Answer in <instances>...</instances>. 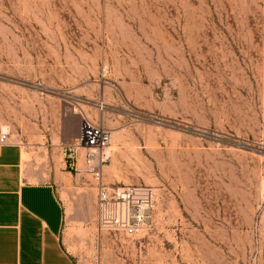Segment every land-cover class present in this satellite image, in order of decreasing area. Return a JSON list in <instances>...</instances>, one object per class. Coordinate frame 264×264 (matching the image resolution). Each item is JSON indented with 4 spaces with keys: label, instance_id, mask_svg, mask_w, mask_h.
Masks as SVG:
<instances>
[{
    "label": "rangeland",
    "instance_id": "rangeland-1",
    "mask_svg": "<svg viewBox=\"0 0 264 264\" xmlns=\"http://www.w3.org/2000/svg\"><path fill=\"white\" fill-rule=\"evenodd\" d=\"M84 122L111 136L96 175L60 167ZM3 127L64 146L34 177L72 216L97 177L155 188L138 264H264V0H0Z\"/></svg>",
    "mask_w": 264,
    "mask_h": 264
},
{
    "label": "crops",
    "instance_id": "crops-1",
    "mask_svg": "<svg viewBox=\"0 0 264 264\" xmlns=\"http://www.w3.org/2000/svg\"><path fill=\"white\" fill-rule=\"evenodd\" d=\"M62 148L13 141L0 149V264H138L135 241L109 246L105 238L94 240L95 213L70 215L54 184L34 177L32 152ZM66 162L60 167L70 168Z\"/></svg>",
    "mask_w": 264,
    "mask_h": 264
},
{
    "label": "built area",
    "instance_id": "built-area-1",
    "mask_svg": "<svg viewBox=\"0 0 264 264\" xmlns=\"http://www.w3.org/2000/svg\"><path fill=\"white\" fill-rule=\"evenodd\" d=\"M109 131L97 124L84 122L74 141L64 148L66 157L76 170L78 149H83L84 170L99 174L108 160ZM8 129L0 128V149L12 143ZM156 205L155 188L146 184L107 185L97 177L95 217L96 235L113 245L124 246L147 229Z\"/></svg>",
    "mask_w": 264,
    "mask_h": 264
},
{
    "label": "bare ground",
    "instance_id": "bare-ground-1",
    "mask_svg": "<svg viewBox=\"0 0 264 264\" xmlns=\"http://www.w3.org/2000/svg\"><path fill=\"white\" fill-rule=\"evenodd\" d=\"M5 129V127H3Z\"/></svg>",
    "mask_w": 264,
    "mask_h": 264
}]
</instances>
